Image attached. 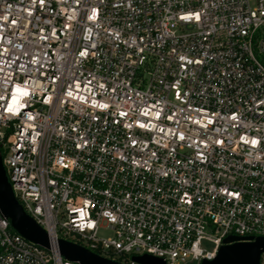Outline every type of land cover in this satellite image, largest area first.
Wrapping results in <instances>:
<instances>
[{"label":"built area","instance_id":"1","mask_svg":"<svg viewBox=\"0 0 264 264\" xmlns=\"http://www.w3.org/2000/svg\"><path fill=\"white\" fill-rule=\"evenodd\" d=\"M0 156L50 242L0 212V264L264 237V0H0Z\"/></svg>","mask_w":264,"mask_h":264},{"label":"water","instance_id":"2","mask_svg":"<svg viewBox=\"0 0 264 264\" xmlns=\"http://www.w3.org/2000/svg\"><path fill=\"white\" fill-rule=\"evenodd\" d=\"M0 212L8 220L10 228L24 240L38 245L46 250L50 249V242L46 232L39 227L15 200L7 181L0 156ZM61 258L78 264H120L103 258L84 247L65 240L56 242ZM264 253V237L239 238L226 237L221 247L211 261L202 260L199 264H260V257ZM137 264H164V262L150 255L133 257Z\"/></svg>","mask_w":264,"mask_h":264},{"label":"rangeland","instance_id":"3","mask_svg":"<svg viewBox=\"0 0 264 264\" xmlns=\"http://www.w3.org/2000/svg\"><path fill=\"white\" fill-rule=\"evenodd\" d=\"M99 238H107L110 237L111 234L110 232H108L106 229H100L99 234H98Z\"/></svg>","mask_w":264,"mask_h":264}]
</instances>
